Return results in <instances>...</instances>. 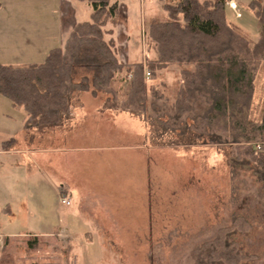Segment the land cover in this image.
Returning a JSON list of instances; mask_svg holds the SVG:
<instances>
[{
  "label": "trees",
  "instance_id": "16d2710c",
  "mask_svg": "<svg viewBox=\"0 0 264 264\" xmlns=\"http://www.w3.org/2000/svg\"><path fill=\"white\" fill-rule=\"evenodd\" d=\"M86 1L94 8L92 20L77 23L64 47L51 49L44 62L0 63V94L24 109L27 131L65 127L74 120L72 108L82 92H103L105 106L129 112L147 126L152 146L210 145L226 155L234 150L231 161L250 165L264 184V97L261 118L251 115L264 61V3L249 4L260 27L257 41L228 17V0L165 4V15L145 22V59L123 63L102 29L117 16V4ZM173 66L179 75L171 94L167 81H154L158 71ZM204 246L211 251L206 264L250 259L221 236Z\"/></svg>",
  "mask_w": 264,
  "mask_h": 264
},
{
  "label": "rangeland",
  "instance_id": "374dc122",
  "mask_svg": "<svg viewBox=\"0 0 264 264\" xmlns=\"http://www.w3.org/2000/svg\"><path fill=\"white\" fill-rule=\"evenodd\" d=\"M153 1L154 17L158 18L166 14L165 4L178 2ZM247 1L240 0L242 17L235 20L254 41L259 34L258 20ZM119 10L117 4V17ZM143 42L145 52L147 45L145 40ZM262 71L256 86L259 93L264 91ZM178 73L179 69L174 66L160 70L154 83L166 79L169 92L174 94ZM80 97L75 108L83 99ZM102 101L97 100L99 105ZM257 101L255 97L251 115L258 120L262 106L259 107L261 103L256 104ZM12 106L11 101L0 94V130L15 129L22 122L24 109ZM116 128L113 136L117 144L120 143L117 147L122 150L134 146L144 157L134 150L117 151L116 174L96 153H92V158L82 153L73 154L74 160L66 164V174L73 176L79 189L100 192V187L112 184L109 190L116 192V198L103 201L117 206V236H109L116 240L100 242L95 231L98 226L90 227L75 214L79 195L74 190L72 205L59 202L62 208L72 212L70 233L59 236V240H39L36 244L35 237L27 232L48 228L54 215V195L51 198L44 189L33 192L28 186L26 191L16 189L9 177H3L0 180L3 205L0 206L8 203L11 212L6 215L1 207L0 232L2 235L27 234L1 238L0 264H206L211 251L204 245L220 236L250 257L244 264H264V184L250 165L231 161V157H235L234 150L226 155L225 151L217 153V146L210 145L155 147L145 141L141 133H144L143 126L136 119L117 118ZM30 133L27 140L32 137ZM49 145V137H44L39 146ZM88 231L93 233L89 240Z\"/></svg>",
  "mask_w": 264,
  "mask_h": 264
},
{
  "label": "crops",
  "instance_id": "0c3cea01",
  "mask_svg": "<svg viewBox=\"0 0 264 264\" xmlns=\"http://www.w3.org/2000/svg\"><path fill=\"white\" fill-rule=\"evenodd\" d=\"M235 1L238 4L237 11L226 4V12L228 17L237 23L235 19L242 17V13L239 8L240 0ZM252 1L248 0V5ZM111 2L117 3L120 10L118 17L110 18L103 26L105 40L113 43L119 61L123 63L143 61L145 59L143 30L146 20L154 18L156 12L152 7L154 1L111 0ZM3 7L6 8L2 9ZM93 12V6L86 0H0V63L20 66L44 62L51 49L64 47L77 23L92 20ZM236 12L241 13V16L238 17ZM258 29L259 34L254 41L260 37L259 24ZM150 55L153 56L154 53ZM263 67L264 61L256 77V86L260 71L264 72ZM168 78L171 80V77ZM255 91L258 104L264 97V91L257 92L258 87ZM81 94L83 97H80ZM81 94L79 97L83 99L72 109L74 120L63 128L48 132L33 130L30 133L26 129V112L23 110L22 122L17 128L0 130V180L9 177L12 187L16 189L22 188L26 191L25 187L28 186L33 192H43L44 189L49 191L51 198L54 195L52 206L54 215L48 228L27 232L37 238V243L39 240H59V236L63 237L70 233L68 227L72 212L59 205V197L61 191H66L73 203L74 190L78 191L79 195L75 214L90 227L98 226L95 231L100 242H114L116 239L109 236H117L115 215L117 206L114 204L112 207L111 202L103 201L111 199L114 201L116 198V192L109 190L112 184L100 187V192L79 189L73 182V176L66 174V164L74 160L73 154L82 153L92 158V153H96L100 154V161H107L106 166H111L116 174L117 151L134 150L143 155L134 146L119 149L117 146L120 143L117 144V138L113 136L117 129V118L121 117L128 121L136 119L143 126L144 133H141L144 134L146 141L147 126L139 118L129 112H117L115 108L105 106V99L108 98L106 93L93 95L91 91H86ZM98 99H103L102 105L98 104ZM89 100L91 102L87 104ZM28 133L32 136L29 140ZM44 137H49V147L39 146ZM1 204L3 205L2 201ZM6 204L0 206V212L1 207H4L3 213L7 215L11 209L9 204ZM27 233L13 232L2 235L0 232V240L2 237L11 239ZM86 236L88 240L92 239L93 233L88 231Z\"/></svg>",
  "mask_w": 264,
  "mask_h": 264
},
{
  "label": "built area",
  "instance_id": "2783aa9c",
  "mask_svg": "<svg viewBox=\"0 0 264 264\" xmlns=\"http://www.w3.org/2000/svg\"><path fill=\"white\" fill-rule=\"evenodd\" d=\"M227 4L230 6V8H232V9L235 10V11H237V9H238V4H237V2H236L235 0H229V1L227 2ZM236 14H237L238 17L241 16V13H239V12H236ZM145 74H146V76H150V72H149V70H146V71H145ZM260 147H261L260 144H256V148H257V149L260 148ZM59 200H60V202H61L62 204H64V205H70L71 202H72V201H71V197H70L68 194H65L64 191H61V192H60Z\"/></svg>",
  "mask_w": 264,
  "mask_h": 264
}]
</instances>
